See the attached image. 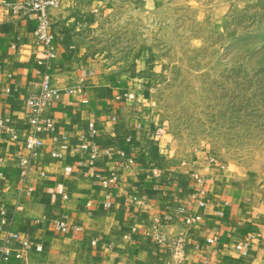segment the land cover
I'll return each instance as SVG.
<instances>
[{
  "label": "crops",
  "instance_id": "1",
  "mask_svg": "<svg viewBox=\"0 0 264 264\" xmlns=\"http://www.w3.org/2000/svg\"><path fill=\"white\" fill-rule=\"evenodd\" d=\"M18 1L0 0V116L17 132L12 139L0 131V207L29 246L25 261L1 264H264V184L208 160L178 166L160 147L164 127L137 78L103 67L90 50L99 20L118 5L153 13L168 0H61L49 9L54 56L47 70L62 92L47 112L55 128L38 132L43 144L23 175L15 156L25 152V99L44 64L36 21L13 11ZM91 146L98 151L92 165ZM111 171L116 181L102 185ZM165 212L174 218L163 231L185 236L180 262L169 243L151 236Z\"/></svg>",
  "mask_w": 264,
  "mask_h": 264
},
{
  "label": "rangeland",
  "instance_id": "2",
  "mask_svg": "<svg viewBox=\"0 0 264 264\" xmlns=\"http://www.w3.org/2000/svg\"><path fill=\"white\" fill-rule=\"evenodd\" d=\"M129 5L99 20L90 50L137 78L164 127L163 153L264 184V0H168L153 13Z\"/></svg>",
  "mask_w": 264,
  "mask_h": 264
},
{
  "label": "built area",
  "instance_id": "3",
  "mask_svg": "<svg viewBox=\"0 0 264 264\" xmlns=\"http://www.w3.org/2000/svg\"><path fill=\"white\" fill-rule=\"evenodd\" d=\"M61 0H21L15 2L11 5L13 11H23L29 17H32L36 21L34 35L38 42L43 45L42 50L40 51V56L38 61L44 64V70L40 73V77L37 83V88L30 92L25 99V111H26V121L28 132L23 140V149L24 153H17L15 156L19 166L21 167V172L23 175L30 170L32 163L31 161L37 157V148H39L43 142L38 135V132L41 129L46 131H53L55 128V122L52 118L47 116L49 107L55 103L61 96V90L55 87L51 81L50 73L48 72V63L51 57L54 56V50L51 45L52 34L49 31L50 25V15L49 9L57 7ZM70 91L72 89H65ZM7 131L12 139L17 138L16 129L10 125L6 124V119L0 116V131ZM96 133V127L92 124L88 126L87 135L94 136ZM83 148H87L86 144H82ZM65 145H61V149H65ZM50 154L54 157L61 156L59 151H51ZM98 151L94 146H91L89 149V158L88 163L93 164ZM3 155L0 154V168L3 163ZM2 171L0 170V175ZM39 175H44L42 170L38 171ZM116 174L111 171L109 176L101 179V184L108 186L113 184L116 181ZM199 182H202V179H198ZM30 189V188H29ZM28 189V190H29ZM203 193V190L199 191ZM67 195L64 194L63 198H66ZM183 206H178L177 210L181 212ZM174 218L173 214L170 212H165L156 219L155 224L152 227L151 236L156 244L169 243L171 245V252L176 262H180L185 254V236L182 233H177L172 236H168L166 232L161 228L163 224H166L172 221ZM197 218H191V221ZM60 226L65 225L64 220L58 222ZM16 241L19 243L20 248L18 250H12L10 243ZM211 242V239H208ZM29 246V241L26 238L20 236V234L13 228V223L11 217L7 215L6 210L3 207H0V264L4 261H7L10 257L15 259L25 261L24 250ZM245 246L244 244L236 245V249H241Z\"/></svg>",
  "mask_w": 264,
  "mask_h": 264
}]
</instances>
